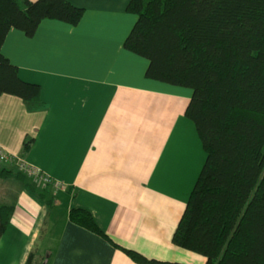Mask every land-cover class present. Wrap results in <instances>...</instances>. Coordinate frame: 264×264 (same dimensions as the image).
<instances>
[{
    "label": "crops",
    "instance_id": "1",
    "mask_svg": "<svg viewBox=\"0 0 264 264\" xmlns=\"http://www.w3.org/2000/svg\"><path fill=\"white\" fill-rule=\"evenodd\" d=\"M68 1L84 10L77 26L44 20L32 38L13 29L1 50L23 82L41 87L42 104L0 96L9 155L0 170L33 169L54 190L0 179V205L14 208L0 264H26L31 254L35 264H138L125 250L206 264L173 243L206 159L186 117L192 90L148 80V60L125 48L138 19L131 0ZM71 210L89 212L115 245L73 224Z\"/></svg>",
    "mask_w": 264,
    "mask_h": 264
},
{
    "label": "trees",
    "instance_id": "2",
    "mask_svg": "<svg viewBox=\"0 0 264 264\" xmlns=\"http://www.w3.org/2000/svg\"><path fill=\"white\" fill-rule=\"evenodd\" d=\"M127 11L138 19L125 48L148 60V80L192 90L186 117L206 153L174 245L206 264H264V0H131ZM83 15L68 0H0V96L42 104L41 87L23 82L2 54L11 30L32 38L44 20L77 26ZM0 179L35 190L25 173L2 169ZM13 212L0 205V239ZM69 219L115 245L89 212L71 210ZM125 253L138 264H177Z\"/></svg>",
    "mask_w": 264,
    "mask_h": 264
},
{
    "label": "built area",
    "instance_id": "3",
    "mask_svg": "<svg viewBox=\"0 0 264 264\" xmlns=\"http://www.w3.org/2000/svg\"><path fill=\"white\" fill-rule=\"evenodd\" d=\"M8 158L9 155H7V152L0 146V162L6 161ZM25 172L28 174L29 179L31 178L34 182H37L39 184L43 183L40 185L46 186L47 184H53L52 180H50L48 177L44 175L39 174L37 171L33 169H29V170L26 169Z\"/></svg>",
    "mask_w": 264,
    "mask_h": 264
},
{
    "label": "rangeland",
    "instance_id": "4",
    "mask_svg": "<svg viewBox=\"0 0 264 264\" xmlns=\"http://www.w3.org/2000/svg\"><path fill=\"white\" fill-rule=\"evenodd\" d=\"M34 183H37V182H34ZM40 184H43V183H40ZM38 185H39V183L36 184L37 189H40L41 191H46L45 189H46L47 187H45L44 185H41L42 187H41V186L38 187ZM53 188H54V187H53ZM53 188L50 187L49 191L52 192V190H54ZM49 191H48V192H49ZM51 192H49V193H51ZM51 194H52V193H51Z\"/></svg>",
    "mask_w": 264,
    "mask_h": 264
}]
</instances>
